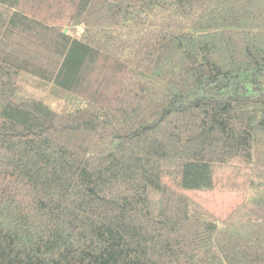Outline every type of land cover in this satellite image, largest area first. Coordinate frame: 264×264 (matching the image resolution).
Listing matches in <instances>:
<instances>
[{
  "label": "trees",
  "instance_id": "16d2710c",
  "mask_svg": "<svg viewBox=\"0 0 264 264\" xmlns=\"http://www.w3.org/2000/svg\"><path fill=\"white\" fill-rule=\"evenodd\" d=\"M0 264H264V0H0Z\"/></svg>",
  "mask_w": 264,
  "mask_h": 264
}]
</instances>
